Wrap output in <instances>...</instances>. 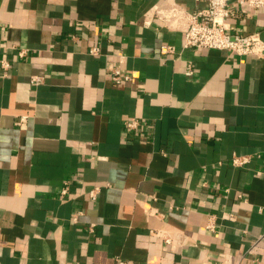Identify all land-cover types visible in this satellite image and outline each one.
<instances>
[{
	"label": "crops",
	"instance_id": "0c3cea01",
	"mask_svg": "<svg viewBox=\"0 0 264 264\" xmlns=\"http://www.w3.org/2000/svg\"><path fill=\"white\" fill-rule=\"evenodd\" d=\"M173 1L0 0V264H264V58L184 49Z\"/></svg>",
	"mask_w": 264,
	"mask_h": 264
},
{
	"label": "built area",
	"instance_id": "2783aa9c",
	"mask_svg": "<svg viewBox=\"0 0 264 264\" xmlns=\"http://www.w3.org/2000/svg\"><path fill=\"white\" fill-rule=\"evenodd\" d=\"M199 1V0H197ZM235 1L238 5L246 6L252 10L264 8V0H206L207 5L202 9L190 10L182 7L173 1L167 4L155 5L152 9V19L158 20L163 27L170 31H177L182 34V47L187 50H215L227 52L237 57H257L264 58V40L258 33L243 34L238 32H230L228 18L231 13L228 4ZM176 49L172 45L162 47L163 55L175 53ZM20 55H27L26 50H21ZM92 55H98L97 48L91 49ZM0 67L4 70L9 68L7 59L0 57ZM187 75H192L189 69ZM115 80L130 79L129 76L123 75L119 70L113 73ZM41 82L39 77H34L32 83L37 85ZM26 117H21L16 124L22 127L26 122ZM139 127V121L129 120L125 123L127 130H135ZM249 162L248 158L234 157L233 165L243 167ZM99 186L91 189L89 196L93 201L97 200ZM67 195V188L60 192L61 198ZM76 220V217H74ZM213 230V223L208 226ZM163 239L166 243H171L172 239L164 235Z\"/></svg>",
	"mask_w": 264,
	"mask_h": 264
}]
</instances>
